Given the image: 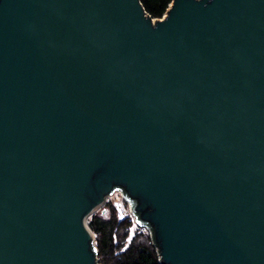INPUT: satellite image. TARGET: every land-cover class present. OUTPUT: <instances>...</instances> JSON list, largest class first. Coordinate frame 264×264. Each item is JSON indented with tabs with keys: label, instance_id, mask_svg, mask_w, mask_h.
Returning <instances> with one entry per match:
<instances>
[{
	"label": "water",
	"instance_id": "obj_1",
	"mask_svg": "<svg viewBox=\"0 0 264 264\" xmlns=\"http://www.w3.org/2000/svg\"><path fill=\"white\" fill-rule=\"evenodd\" d=\"M117 191L163 264H264V0H0V264H100Z\"/></svg>",
	"mask_w": 264,
	"mask_h": 264
},
{
	"label": "trees",
	"instance_id": "obj_2",
	"mask_svg": "<svg viewBox=\"0 0 264 264\" xmlns=\"http://www.w3.org/2000/svg\"><path fill=\"white\" fill-rule=\"evenodd\" d=\"M172 0H141L152 18L161 19ZM129 204L112 197L103 210L89 218L100 264H163L148 228L136 224Z\"/></svg>",
	"mask_w": 264,
	"mask_h": 264
},
{
	"label": "rangeland",
	"instance_id": "obj_3",
	"mask_svg": "<svg viewBox=\"0 0 264 264\" xmlns=\"http://www.w3.org/2000/svg\"><path fill=\"white\" fill-rule=\"evenodd\" d=\"M121 198H123L119 193H115L113 196H112V199L113 200H117L118 202L121 200ZM129 211V210H128Z\"/></svg>",
	"mask_w": 264,
	"mask_h": 264
},
{
	"label": "built area",
	"instance_id": "obj_4",
	"mask_svg": "<svg viewBox=\"0 0 264 264\" xmlns=\"http://www.w3.org/2000/svg\"><path fill=\"white\" fill-rule=\"evenodd\" d=\"M116 193H119L121 196H122V192L121 191H117ZM129 209H130V207H129ZM135 219V218H134ZM135 222H136V220H135ZM137 224V223H136Z\"/></svg>",
	"mask_w": 264,
	"mask_h": 264
}]
</instances>
